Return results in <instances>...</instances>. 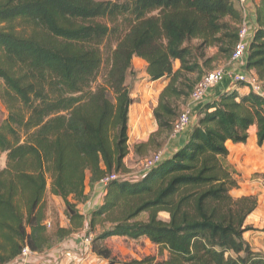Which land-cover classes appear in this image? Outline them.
<instances>
[{"label":"trees","instance_id":"1","mask_svg":"<svg viewBox=\"0 0 264 264\" xmlns=\"http://www.w3.org/2000/svg\"><path fill=\"white\" fill-rule=\"evenodd\" d=\"M235 4L0 0V100L7 110L0 125V154H6L0 168V264L24 247L50 249L84 222L93 232L92 253L107 264L115 263L104 244L110 237H145L159 248V256L121 264H264L243 237L253 230L245 220L257 198L230 194L238 183L226 146L246 143L253 125L257 144L264 142V98L250 90L234 88L203 104L170 157L139 178L109 181L87 219L79 210L88 198L87 174L92 185L126 172L134 102L126 80L133 58L145 62L148 80L168 79L152 115L155 134L170 133L193 87L211 70L214 56L206 49L230 56L243 20ZM255 25L245 69L264 85V0L255 7ZM48 182L65 206L67 227L47 228ZM163 212L167 220L159 217Z\"/></svg>","mask_w":264,"mask_h":264},{"label":"crops","instance_id":"2","mask_svg":"<svg viewBox=\"0 0 264 264\" xmlns=\"http://www.w3.org/2000/svg\"><path fill=\"white\" fill-rule=\"evenodd\" d=\"M259 0H247L246 3V14L244 18V22H246L249 26H252L253 29L256 27L255 25V7L258 4ZM236 7H239L241 12V6L239 4H235ZM133 59L142 61L143 64L145 62L138 58L134 57ZM175 67L178 68L179 62ZM145 66V65H144ZM145 69V67H144ZM253 72V71H250ZM141 78L143 79L144 84H141V87L138 90L141 92L142 96L141 102H133V104L129 107L128 113V153L125 156L123 162L125 164L126 172L132 173L134 175L139 171V168L136 171H132L129 166L135 167L133 164L135 161L136 167L138 166V162L152 153L156 151H160L162 155V159H166L170 157L178 148H180L187 137L188 132L195 124L197 119V111L200 107L203 106L206 102L214 99L222 92L231 90L236 88L237 91L241 93L248 92V89L245 86L232 85L228 78L224 77L217 85L211 87L205 98L198 103H194L191 105V121L190 125L187 126L183 131L178 132L177 134H173L172 131L170 133H165L163 136V140L160 142V146L155 148V150L148 154L154 148L152 146V141L146 145L143 152H140V149H137L141 143L145 144L149 141L150 136L157 132L158 127L153 118V121L147 120L146 112L144 107H146L148 98L153 99V108L157 104L158 96L162 89L168 83V79L161 78L155 81L148 80L147 74L143 72L141 74ZM145 78V79H144ZM132 96V94H131ZM137 105V124L134 127L135 130L130 134L129 132V124H130V115L132 114V110H136ZM133 106V107H132ZM132 108V109H131ZM131 109V111H130ZM145 115V116H144ZM149 121V122H148ZM147 122V125H145ZM257 127L253 125L249 128L248 134L249 137L246 143L243 144H233L228 141L226 146L229 150L228 161L234 167L236 171L235 178L237 180V187L231 190V195L233 197H241V196H256L257 198V206L251 212L246 220L245 224L253 227V230L247 231L243 234L244 239L250 244L253 250L260 252L264 255V142L262 145L257 144V136H256ZM131 142V143H130ZM130 162H132L131 165ZM140 175V174H138ZM89 174H87V179L85 182V193L88 194L87 200L80 205L79 210L84 215L85 219L89 212L95 209L101 202L102 197L104 195V188L97 182H94L92 185L89 183ZM62 227H67L68 220L59 224ZM81 232H74L70 236L64 238L56 245L47 249L43 252H31L26 259V263L28 264H38L44 262L45 260L54 261L58 259L61 263H77V264H107L106 259L94 254L87 253L86 250L82 248L80 243L81 241ZM116 238H125V237H112V239ZM145 238V237H143ZM149 240L148 238H145ZM139 259V258H137ZM18 259H14L8 264H16Z\"/></svg>","mask_w":264,"mask_h":264},{"label":"built area","instance_id":"3","mask_svg":"<svg viewBox=\"0 0 264 264\" xmlns=\"http://www.w3.org/2000/svg\"><path fill=\"white\" fill-rule=\"evenodd\" d=\"M237 3L241 6L243 20L238 29V38L236 43L234 44L232 51L229 56V60L225 67H217L207 71L201 79L195 84L193 87L189 98L186 102L185 107L180 112L178 117L173 123L172 133L177 134L178 132L183 131L187 126L190 125L191 121V105L194 103L201 102L205 96L207 95L208 90L217 85L224 77L228 78L232 85H242L245 86L248 90L254 92L255 94L262 96L264 98V85L259 81L257 76L250 71L245 69L246 65V56L247 49L249 47V43L253 37L255 28L249 26L246 22H244L245 14H246V3L247 0H237ZM162 160V155L160 151L154 152L151 155L142 158L138 162L139 171L134 175L130 172L123 173H110L102 177L98 183L105 189V186L109 181L115 180L117 178H129L136 179L141 177L151 168L156 166ZM140 174V175H138ZM50 226L49 223H47ZM79 232V231H78ZM81 245L87 253H91V242L93 239V232L90 231L86 222H84L83 227L81 228ZM31 253V251L24 247L20 253V255L16 258V264H28L26 263L27 256ZM38 264H77L74 262L71 263H61L58 259L54 261H44Z\"/></svg>","mask_w":264,"mask_h":264},{"label":"rangeland","instance_id":"4","mask_svg":"<svg viewBox=\"0 0 264 264\" xmlns=\"http://www.w3.org/2000/svg\"><path fill=\"white\" fill-rule=\"evenodd\" d=\"M205 53L207 56H214L213 60L210 63V69H214L217 67H225L227 65L229 57L225 53H222V54L217 53V50L215 47L207 48ZM144 65L145 64H143L142 61L133 59L132 67H133L134 72H133V75L127 77V80H126V84L131 91L134 102L136 103L142 101V96L140 95L141 92L138 90V88L141 87V84H144L143 79L141 78V74L145 72ZM176 65H177V62L174 61V68L176 67ZM145 103H147L145 104L147 106L144 107L145 112L147 114L146 118L147 120L153 121V115L151 112V109L153 106V99L149 97L147 102ZM134 107L136 108V110H132V114L130 115V124H129L130 134L132 133L133 130H135L134 127H136V124H137L136 114L138 111V107L137 105H134ZM6 116H7V110L0 100V125L2 121L6 118ZM145 125H147V122H145ZM164 135H165V132L160 133V134L153 133L151 135L152 139L150 141H152L153 143L151 147H153L154 149L151 150L148 154H151L155 150V148H158L157 146L159 145L161 140H163ZM145 147L146 145L141 146L140 152H143L144 150H146L147 148L145 149ZM5 160H6V154L5 153L0 154V168H3L5 166ZM136 163L137 161L134 162L133 165L135 167L133 168V166L131 165L132 162H130L129 165L131 166L129 167L131 168L132 171H136L138 169V166L136 167ZM230 194H231V191H230ZM44 199H45V204H46L47 222L50 223V226L47 227L48 229H52L53 225L60 224L61 221L64 222L67 220L64 214L65 206L62 200L59 197L54 196L49 192V182H48V190L45 194ZM145 217H146L145 214H142L139 216V219H144ZM159 217L164 220L168 219V215L164 212L160 213ZM97 228L99 229L98 226ZM104 244L106 247H108V249H110L111 257L112 259H114V262H115L114 264H121L120 262L122 261H129L130 259L142 258L144 256H159L158 246L155 244H152L149 240L145 238L133 240V239H129L125 237V238H116L113 240L112 237H110L105 240ZM166 255L167 253L166 251H164L162 257H165ZM106 261L108 262V260ZM97 263L99 264V261Z\"/></svg>","mask_w":264,"mask_h":264}]
</instances>
